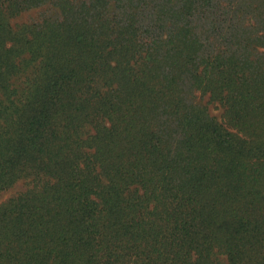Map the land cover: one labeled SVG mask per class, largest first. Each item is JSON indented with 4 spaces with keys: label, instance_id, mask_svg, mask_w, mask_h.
I'll return each mask as SVG.
<instances>
[{
    "label": "trees",
    "instance_id": "obj_1",
    "mask_svg": "<svg viewBox=\"0 0 264 264\" xmlns=\"http://www.w3.org/2000/svg\"><path fill=\"white\" fill-rule=\"evenodd\" d=\"M48 1L0 0V264H264V0Z\"/></svg>",
    "mask_w": 264,
    "mask_h": 264
},
{
    "label": "rangeland",
    "instance_id": "obj_2",
    "mask_svg": "<svg viewBox=\"0 0 264 264\" xmlns=\"http://www.w3.org/2000/svg\"><path fill=\"white\" fill-rule=\"evenodd\" d=\"M53 1V0H52ZM52 1L46 2L44 5L31 8L25 11L20 12L18 15L12 17L10 19L12 25H17L21 23H29L33 21H40L46 17H56L57 10L54 7ZM260 51L264 52V48ZM194 101H200L202 103H206L209 113L216 118L217 121L226 125L223 113L224 107L221 105L219 101L208 102V95L201 97L199 92L194 94ZM27 180L25 178L15 180L10 186L0 191V204L8 200L9 198L15 196L19 192L23 191L27 187ZM219 258L221 260H225V256L220 255Z\"/></svg>",
    "mask_w": 264,
    "mask_h": 264
}]
</instances>
